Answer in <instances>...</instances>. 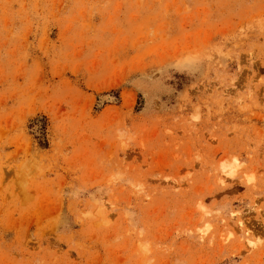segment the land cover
<instances>
[{
    "label": "rangeland",
    "instance_id": "374dc122",
    "mask_svg": "<svg viewBox=\"0 0 264 264\" xmlns=\"http://www.w3.org/2000/svg\"><path fill=\"white\" fill-rule=\"evenodd\" d=\"M0 264H264V0H0Z\"/></svg>",
    "mask_w": 264,
    "mask_h": 264
},
{
    "label": "trees",
    "instance_id": "16d2710c",
    "mask_svg": "<svg viewBox=\"0 0 264 264\" xmlns=\"http://www.w3.org/2000/svg\"><path fill=\"white\" fill-rule=\"evenodd\" d=\"M39 128H41V126H40ZM42 142H43V141H41V140L39 139V143L42 144Z\"/></svg>",
    "mask_w": 264,
    "mask_h": 264
}]
</instances>
